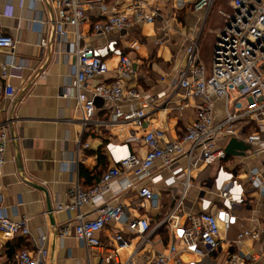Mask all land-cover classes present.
<instances>
[{"label": "built area", "instance_id": "obj_1", "mask_svg": "<svg viewBox=\"0 0 264 264\" xmlns=\"http://www.w3.org/2000/svg\"><path fill=\"white\" fill-rule=\"evenodd\" d=\"M216 1L175 0L174 14L190 8L206 20ZM45 2L55 9L51 20L57 36L56 50L73 60L69 89L80 113L82 133L78 145L90 148L88 142L82 143V134L94 125L115 130L118 136L128 134L119 142L108 140L105 144L112 165L100 180L87 189L76 185L72 201L58 205L57 210L75 213L59 228L58 237L71 235L81 241L87 264H203L213 259L224 241L229 248L223 264H257L264 254V220H259L264 219V0H230L232 13H224L227 20L214 44L210 70L200 55V34L186 36L184 64L169 79L168 88L159 91L140 85L138 61L133 57L138 41L129 38L128 31L161 21L155 44L166 43L176 29L164 22L160 5L148 0H130L124 8L109 0ZM23 3L21 0L20 5ZM6 9L11 17L14 7L8 4ZM93 11L95 17L89 14ZM90 37L105 41L89 44ZM17 42L0 27V50H9L1 65L6 82L0 81V98L12 100L17 94V87L8 80L21 77L18 72L22 65L15 57ZM40 45L49 47L48 40L43 37ZM166 78L161 74L157 80L165 83ZM97 100L110 103L109 118H96ZM188 110L194 118L175 139H168L165 127L146 124L154 113L183 117ZM10 123L0 118V175L12 141ZM142 129L141 137L132 134ZM233 139L246 148L229 155L226 149ZM134 142L140 143L145 152L133 146ZM157 165L169 173L166 179L155 174ZM128 171L137 180L123 184L121 178ZM205 172L208 174L204 176ZM199 177L203 192L198 198L199 208L184 211L186 220L179 223L187 191ZM149 179L182 186L174 207L156 222L147 216L129 218L123 204L106 198L109 193L116 197L137 188ZM254 191L260 196L252 203L250 194ZM138 195L155 200V193L147 186H140ZM86 205L91 213L82 211ZM244 209L252 215L243 214ZM252 219L258 220L256 227L243 226ZM238 225L242 227L230 239V231ZM111 226L115 228L112 241L106 244L100 234ZM162 228L168 231V242L160 236L157 243L161 248L157 249L153 241ZM0 233L5 237H29L28 220L12 219L0 203ZM39 240L35 251L16 252L15 264H45L50 255L45 246L48 237L42 235ZM134 240L137 243L133 251L123 258L119 251L132 247ZM247 241L263 247L245 251ZM93 257L98 261L94 262Z\"/></svg>", "mask_w": 264, "mask_h": 264}, {"label": "crops", "instance_id": "obj_2", "mask_svg": "<svg viewBox=\"0 0 264 264\" xmlns=\"http://www.w3.org/2000/svg\"><path fill=\"white\" fill-rule=\"evenodd\" d=\"M129 1L109 0L112 4L118 3L121 8L126 7ZM148 1L160 5L165 15L164 22L168 21L176 29L173 36L163 45L155 44L160 35L161 21H157L154 25L132 27L128 31L130 34L138 27L148 28V32H145L148 36L134 37L138 41V47L133 57L138 61L140 85L147 90L159 91L168 88L169 79L183 66V48L179 51L174 49L179 47L181 39L185 41L186 36L192 35L193 28H190L189 22L196 17L200 18L201 14L189 10L183 13L182 10L175 16L173 7L175 0ZM20 2L21 0H0V27L5 33L17 39L15 57L16 61L22 65V69L18 72L21 77L8 79L17 87L16 96L12 100L0 98V118L11 121L9 132L12 138L6 152V164L0 175L2 195L0 203L12 219L26 218L28 220L30 236L5 237L0 233V264H15L14 255L18 250L35 251L42 235H47L48 241L45 246H48L50 251L45 264H87L86 250L81 241L71 235L63 239L56 235L55 229L59 232V228L75 216L74 212L57 210V207L59 204L72 201V190L76 185L87 189L100 180L101 175L98 176L97 173L106 171V168L112 165L105 150V144L108 140L119 142L127 133L118 136L115 130L94 125L82 134V143L88 142L90 148L84 149L78 145L77 139L82 133L78 122L80 113L76 109L75 97L70 95L69 89L73 60H68L64 53H58L56 50L57 36L51 20L54 8L46 4L45 0H24L22 6ZM8 4L14 7L11 17L7 15ZM89 14L95 17L96 11ZM179 20L183 21V24H180ZM84 30L88 31L87 27ZM43 37L48 40L49 47L40 45ZM104 41L102 37H90L88 43L97 44ZM175 41H177L176 44ZM170 52L172 59H170ZM8 54L9 50H0V81L2 83H5L6 79L2 77L1 65L7 60ZM161 74L167 75L165 83L157 80ZM97 102L96 118H109L110 103L104 100H97ZM183 117L176 114L166 117L160 113H154L146 124L150 126L153 123V126L165 127L168 139H175L191 123L194 118L193 112L188 110ZM143 133V129L132 132L138 138ZM133 146L141 153L145 152L140 143L134 142ZM100 148L107 161L106 168L103 169L98 167L96 155ZM82 167L90 172L87 178L81 175ZM159 169L160 165H157L155 174H162L166 179L169 173ZM206 172L204 176L208 174ZM201 177L196 178L193 187L187 191L183 210L177 218L179 223L186 220L184 211H196L199 208L198 198L203 195L199 186ZM127 180L136 181L137 178L128 171L121 178V182L125 184ZM140 186L151 188L155 193V200L140 198L138 195ZM45 190L49 195L56 225H52L50 221ZM181 192L182 186L179 183L167 186L163 180L156 182L149 179L138 184L137 188L128 189L116 197L109 193L106 198L113 203L123 204L129 218L147 216L156 222L171 211ZM90 210L88 205L82 208L85 213H91ZM243 214L252 215L248 209H244ZM93 216V214L89 215V217ZM258 223L257 219H252L245 221L243 226L256 227ZM240 227L242 226L234 227L228 237L234 239ZM118 228L121 229L120 226L116 227ZM114 230L115 228L111 226L102 231L100 237L104 243L112 241L111 236ZM160 236V233L155 235L153 241L157 249L161 248V244L157 243ZM136 241H133L132 247L119 251L123 258L133 251ZM247 242L250 243L243 247L245 251H258L263 247V244L258 242ZM224 243L226 242H222V249L213 256V259L206 260L203 264H223L225 251L229 248ZM93 261L97 262L98 257H93ZM257 264H264V254Z\"/></svg>", "mask_w": 264, "mask_h": 264}, {"label": "rangeland", "instance_id": "obj_3", "mask_svg": "<svg viewBox=\"0 0 264 264\" xmlns=\"http://www.w3.org/2000/svg\"><path fill=\"white\" fill-rule=\"evenodd\" d=\"M224 13H228V14L232 13V7L230 5V0H217L206 20L196 17L194 20L191 19V21L189 22L191 25L190 28H193L191 30L192 35L200 34V37H201L200 55L202 57L203 62L207 66L208 70H210L212 67V53L214 50V44L216 42V39L219 35L220 30L223 28L227 20V17L224 16ZM179 19L182 20V18H179ZM180 20H179V23L183 24V21H180ZM185 22H184V26L186 24ZM145 32H148V28L146 26H144L143 29L142 27L140 28L138 27L136 30H134L132 33L129 34V38H132L135 36L144 37V35L148 36V33H145ZM124 34H125V31H124ZM192 35H189V36H192ZM145 41H146V37H145L144 42ZM176 43L177 41H175V44ZM186 45H187V42L181 39L179 47L174 49L173 44H172L171 49L179 51V49H182V48L184 49ZM170 59H172L171 52H170ZM217 109L221 110L222 106L218 105ZM259 196L260 195L258 191L252 192L250 194L251 202L252 203L257 202ZM248 243L250 242H247L245 244L247 245ZM224 245L227 246L226 243H224ZM193 258L194 257H192V259Z\"/></svg>", "mask_w": 264, "mask_h": 264}, {"label": "trees", "instance_id": "obj_4", "mask_svg": "<svg viewBox=\"0 0 264 264\" xmlns=\"http://www.w3.org/2000/svg\"><path fill=\"white\" fill-rule=\"evenodd\" d=\"M191 11L190 10V8H187V9H184L183 10V13H185V12H187V11ZM182 11V10H181ZM96 155L98 156V167L100 166L102 169L103 168H106V163H107V161H106V156H105V154H104V152L102 151V149L100 148L97 152H96ZM108 168H106V170H107ZM89 171L86 169V168H84V167H82L81 168V175L82 176H85L86 178L89 176ZM97 173V172H96ZM103 174V172L102 171H99L97 174H98V176L99 175H101L102 176V174ZM94 185V184H93ZM159 233H160V235L162 236V238L164 239V241L165 242H168V231L166 230V228H162V229H160V231H159ZM18 251H20V250H18Z\"/></svg>", "mask_w": 264, "mask_h": 264}, {"label": "water", "instance_id": "obj_5", "mask_svg": "<svg viewBox=\"0 0 264 264\" xmlns=\"http://www.w3.org/2000/svg\"><path fill=\"white\" fill-rule=\"evenodd\" d=\"M245 145L243 144V143H241V142H238V141H236V140H232L231 142H230V144L228 145V147H227V149H226V152H227V154H229V155H233V154H236V150L237 149H240V150H245ZM45 193H46V195H47V204H48V212H49V216H50V221H51V224L52 225H56V222H55V220H54V212H53V208H52V206H51V203L49 202V195H48V193H47V191L45 190ZM55 228H57V227H55ZM55 231H56V235H58V231H57V229H55Z\"/></svg>", "mask_w": 264, "mask_h": 264}]
</instances>
